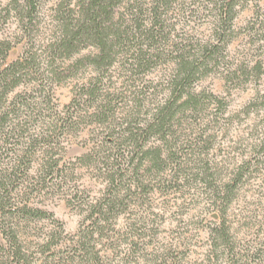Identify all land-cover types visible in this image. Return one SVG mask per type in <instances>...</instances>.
<instances>
[{"label": "rangeland", "instance_id": "374dc122", "mask_svg": "<svg viewBox=\"0 0 264 264\" xmlns=\"http://www.w3.org/2000/svg\"><path fill=\"white\" fill-rule=\"evenodd\" d=\"M132 1L105 21L120 35L96 65L91 40L62 46L84 0H37L31 13L0 0V179H11L12 210L0 221L16 232L19 264H264V0H231L225 23L229 0H169L157 15ZM180 56L198 60L182 108ZM4 80L18 83L3 94ZM168 102L162 131L140 130ZM156 149L155 165L143 152Z\"/></svg>", "mask_w": 264, "mask_h": 264}, {"label": "trees", "instance_id": "16d2710c", "mask_svg": "<svg viewBox=\"0 0 264 264\" xmlns=\"http://www.w3.org/2000/svg\"><path fill=\"white\" fill-rule=\"evenodd\" d=\"M15 3L21 2L23 5V8L28 10L27 12L31 13L33 9L35 8V5L37 4V0H12ZM124 0H84V2L79 6V8L82 11V21L80 24L77 25V29L74 33H70L69 35L66 34L64 38H69L68 40H63L62 46L65 47V49H69L71 45L73 44V41L80 40L82 37H85L86 40H91L94 44H96L99 47V55L94 58V64L99 65L100 63H104L105 61H108L110 58V51L114 45V40L116 41L117 38H119V30L116 29L115 31L112 30V24L111 26H105V21L111 22L112 16L114 14L115 8L120 5ZM169 0H149L147 3V0H133L132 7H135V9L140 13H151L152 10L156 14L157 7L159 4H167ZM147 3V4H146ZM153 5V7H152ZM148 6V7H147ZM223 6L226 7V10L224 12V15L221 13L220 22L225 23L226 21H230L233 18L232 12V6L233 2L231 0L226 1L221 5V9ZM157 15V14H156ZM225 17V18H224ZM114 38V40H113ZM67 41V42H66ZM214 47H211L210 50H207L208 55L203 56V59L198 64L205 66L208 62V58H210L211 55L214 54ZM216 48V47H215ZM195 61L191 58L190 60L187 57L180 56L178 58V63H180V73H178L177 79L174 80V85L172 89V94L176 95L173 99V101H178L181 98L184 97L183 93H186V98L183 100L182 103L179 104V108H182L184 106H187L191 103V101L195 100V97L191 92H187L185 89L186 86L190 85V82L192 81L191 78L194 77V74L196 72L198 64H195ZM110 63V61L108 62ZM181 74V75H180ZM181 77V78H180ZM5 79V77H3ZM14 79V78H13ZM5 81V80H4ZM6 83V81H5ZM18 82L14 80V82L4 84L3 87V94H5L8 90H10L12 87H14ZM1 92V93H2ZM1 99V97H0ZM175 102H172L169 104H165L161 108H158L153 114L152 120L143 128H140V130H143L144 132H150L152 129H156V131H162V129L165 127L167 121L174 115L176 112L173 107ZM182 106V107H181ZM104 106H101L103 109ZM7 121V112H3L0 115V125H2L4 122ZM149 134V133H148ZM143 155L146 159H149V162L152 164H155L158 161H161L160 151L154 150L150 152L149 150H146L143 152ZM150 155V156H149ZM20 158L17 159L19 161ZM11 179L8 180L7 177H3L0 179V217L3 218L6 216L7 213L11 214V203L9 196V189L8 185ZM6 207L7 208L6 210ZM16 210H19L22 212V214L26 215H41L40 210H32L31 208H28L27 206H23L21 209L15 208ZM14 209V210H15ZM16 212V211H15ZM1 219V221L3 220ZM0 221V232L4 236V243L0 244V252L4 253L6 256L7 261H14L16 264H19L21 262V259L23 257V254L21 252V247L17 242L16 238V232L15 230L10 232L8 231L10 226H3L4 223ZM6 229V230H5ZM50 240H47L44 244V251L50 249ZM7 247V250L5 248ZM0 257L1 256L0 254ZM23 264H27L26 262Z\"/></svg>", "mask_w": 264, "mask_h": 264}]
</instances>
